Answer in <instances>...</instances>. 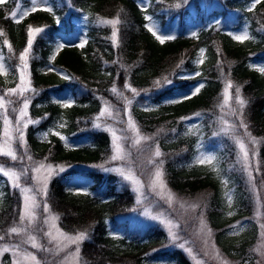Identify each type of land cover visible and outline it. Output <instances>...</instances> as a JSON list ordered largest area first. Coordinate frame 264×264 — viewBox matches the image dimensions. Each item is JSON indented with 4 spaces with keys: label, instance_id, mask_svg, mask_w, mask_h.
Instances as JSON below:
<instances>
[{
    "label": "trees",
    "instance_id": "trees-1",
    "mask_svg": "<svg viewBox=\"0 0 264 264\" xmlns=\"http://www.w3.org/2000/svg\"><path fill=\"white\" fill-rule=\"evenodd\" d=\"M21 1L25 6L32 2ZM140 1L50 0L51 11L39 8L20 19L11 15L19 0L0 5V31L4 33L0 35V53L5 57L18 60L27 46L29 27L44 29L36 35L28 57L30 84L35 89V94L30 92L28 110L36 123L26 128L27 153L36 161L88 168L54 176L47 191L60 227L68 233H87L81 244V264H152L148 260L152 249L157 256L176 258V264H192L182 251L165 248L168 238L159 228L139 230L119 222L134 210L135 196L128 188L117 190L115 175L106 176L99 168L110 162L111 137L96 124L106 103L124 107L125 100L110 91L113 86L129 99L135 96L127 90L129 86L137 89L139 98L150 96L153 104L149 108L132 105L141 128L152 132L163 126L172 134L183 118L195 112H220L223 90L231 82L246 102L243 113L248 128L261 138L256 181L264 182V0H224V8L235 11L237 20L221 28L191 26L193 19L185 0H146L144 5ZM116 19L120 23L114 35L108 21ZM151 23L164 31L177 26L184 29L161 43L148 30ZM189 26L194 28L192 33H186ZM236 31H244L247 38L236 39ZM80 33L83 40L74 41ZM5 40L12 45V52ZM50 67L62 73L44 71ZM164 77L172 83L164 85ZM156 80L164 86L157 88ZM201 84L191 99L168 103ZM5 85L0 74V89ZM68 100L73 101L72 106L63 107ZM161 132L157 134L162 137L160 144L168 139L163 128ZM190 146L181 141L171 148L182 151ZM167 175L169 185L181 193H210L206 206L210 223L216 229L223 226L225 217L219 211L222 192L212 172L169 163ZM78 178L92 183L90 189L67 187ZM19 213V193L7 185L0 196V233L7 232ZM120 224L124 232L113 234Z\"/></svg>",
    "mask_w": 264,
    "mask_h": 264
},
{
    "label": "rangeland",
    "instance_id": "rangeland-1",
    "mask_svg": "<svg viewBox=\"0 0 264 264\" xmlns=\"http://www.w3.org/2000/svg\"><path fill=\"white\" fill-rule=\"evenodd\" d=\"M224 0H185V7L189 8V12L192 15L191 26L197 27L199 25H211L215 24V28H221L230 26L237 20V14L235 11H228L224 8ZM259 0H254L257 3ZM143 5L146 0L140 1ZM50 0H33L30 5L25 6L21 0L13 12H16V18L20 19L25 17L28 13L32 12L31 9L34 7L49 8ZM178 5V3H177ZM25 13H27L25 15ZM118 24L113 25V34L118 29ZM191 26L188 27L186 33H192L193 29ZM150 27L156 31L157 35L161 36H172L184 29L183 26L171 27L166 29L167 31L160 30L155 24H150ZM235 37H244V31L233 32ZM83 34L80 33L74 41L81 42ZM117 36L113 37L116 40ZM63 43L67 40L62 39ZM0 63L4 64V70L6 75L2 74L5 79L4 89H0V96L4 97L5 100V112L4 109H0V143L5 139L4 137V116L7 115L9 119L13 121V127H15V121L18 118V113H15V117H12V109L20 106L18 97L16 95L9 94L10 89H16L20 84V61L12 60V58L5 57L0 53ZM29 65V63H28ZM49 69H54L50 73H62L55 67L44 68L45 72ZM25 80L30 81L29 67L25 70ZM31 87V84H30ZM223 90V97L220 99L219 108L220 112H195L186 118L180 124V127H175L172 134L167 133L163 126L155 129L152 132H146L139 124L137 117L135 116L134 110L132 109L133 104H137L140 107H150L153 104V99L150 96L139 98L138 95L133 94L129 87L127 90L131 95H135L131 100L132 104L129 106L124 104L114 105L106 103L101 112L104 115L99 114L96 124L99 127L109 132L111 137V155L114 154V144L121 143L125 150L126 159L123 161H110L104 167L109 168H120L124 171L125 175H134L142 182L141 185L134 184L122 178L120 173L115 171L102 172L107 175H115V184L117 190L123 188L130 189L135 196V208L125 217H120L119 222L123 224L128 222L129 225L139 227V230H145L147 228L157 227L163 231L167 236L168 241L165 248L170 252L174 250L182 251L192 264H264V182H257L256 176L257 171L255 167L258 165L260 171V158H259V147L261 144V138L253 135L248 128V124L244 117V123L247 125V131L251 133V136L255 138L256 143L253 144L249 137L245 135L244 128L239 126V119L236 116L230 114L233 109H239V105L236 103V98L239 96L244 99L240 89L238 87H232L228 89L231 94V99L228 105H224L225 90ZM24 96L30 97V92H25ZM147 95V94H145ZM129 99V98H128ZM14 101L15 103H9ZM223 105V107H222ZM107 107L108 112H112V116L109 117L108 112H105ZM129 110L131 113L132 120L139 128L140 135L148 139L141 140L139 145L133 146L131 139H121L120 141H114L112 132L116 131L117 136H121V129L125 127V124L118 123V121H126L127 115L125 110ZM28 116L25 119H30L29 110ZM244 112V107L242 109ZM199 113V115H197ZM215 114V117L209 118L208 115ZM235 125V135L243 138L246 147L249 151V159L252 161L253 169L252 174L255 177V190L253 189L252 183L248 178V171L242 164V152L238 147L234 138L232 126ZM162 128L166 132L168 139L164 140L160 144L161 138H157V134H162ZM210 133L207 135L208 130ZM227 129V131H226ZM26 140V128L23 130ZM15 133H13V136ZM134 139H139L138 136L133 132L124 134ZM181 141H188L191 146L182 152L173 153L175 145ZM165 142V143H164ZM14 149L17 152V160L12 161L10 157L0 156V164L6 168H12L18 173H22L25 169L28 170V176H40L42 179L46 178L47 183L41 184L34 179H25L22 175L20 180V188L30 187L32 192L28 195H36V200L39 207L36 209L37 220L35 223L28 227V232L37 236V242L42 244V250L31 248L29 244H21V252L14 254L13 249L9 247V251L0 250V264H14L18 259L21 260V264H34L24 253L35 254L42 264H80L81 262V242L78 244H70L63 237L59 236V232L68 234L69 236H75L78 233H67L61 229L59 225V215L56 211L49 206V212L43 211L45 196L42 192H38V189H44L48 191V186L51 179L56 175L66 174L69 171H87L88 168L85 166L71 165V164H54L45 160L36 161L32 158L31 161L25 159L27 156L24 150L16 143L13 144ZM27 147V143H26ZM159 148L162 156L156 158L154 152L156 148ZM28 152V148H27ZM253 153L255 154L253 156ZM211 155L215 157L211 162L205 161L203 164L199 163V158L202 156ZM23 157V160H21ZM110 160V158H109ZM153 160L156 163H162V170L164 173L163 179L166 184L164 191V198L158 194L161 190L157 187L155 190L150 186V172L155 170L153 164L149 161ZM5 163H2L4 162ZM12 162V163H10ZM40 163L45 164V168L40 173H34L32 168L38 166ZM173 165H186L189 168L194 166H200L202 170L210 171L215 174L218 180L219 187L222 192L223 204L219 207V211L225 217L222 222L223 226L219 229L213 227L210 223L209 208L207 209L208 198L210 193L184 194L174 189L169 185L168 175L166 173L168 164ZM47 165H52L56 170L49 172ZM63 168V171H59ZM227 181V183H225ZM90 182L84 178L73 179L68 183V188L72 190H87L91 187ZM10 186L11 190L19 193L20 196V213L22 205V193L19 188H14L10 180L0 173V196L4 194L6 186ZM139 189V191H134ZM171 193L173 199L171 203L168 202V193ZM142 193V195H141ZM188 195V196H186ZM229 199L231 203H229ZM184 204L182 208L180 205ZM198 205L195 209L191 205ZM56 216L55 224L56 228L52 229L53 235L58 238L61 242V247L57 248V240H53L49 243V237L45 236L39 231L40 227H43L45 231H48V225L43 224V220L48 219L51 223V217ZM204 222V231H200V221ZM118 222V223H119ZM116 227L113 230V234L118 235L124 232L123 226ZM179 225L175 227L174 225ZM20 221L13 223L8 226L10 229L12 226H19ZM24 225H28V221H24ZM233 226H236L235 228ZM170 233H175L177 239L173 240ZM0 235H4L5 239L0 241V246L4 245H16L20 243L22 239L26 238V234L17 236L15 234H8L3 232ZM206 241V243H205ZM183 244L184 247H180ZM77 248L79 251H77ZM191 249V251H189ZM259 249V251H257ZM219 255H216V252ZM149 262L152 264H176V258L166 255L157 256L155 249L150 251Z\"/></svg>",
    "mask_w": 264,
    "mask_h": 264
},
{
    "label": "snow or ice",
    "instance_id": "snow-or-ice-1",
    "mask_svg": "<svg viewBox=\"0 0 264 264\" xmlns=\"http://www.w3.org/2000/svg\"><path fill=\"white\" fill-rule=\"evenodd\" d=\"M7 2V0H0V5H4ZM33 3H36V0H33ZM38 10L37 7H34L31 9V11H36ZM43 11H51L50 8H43ZM251 10V9H249ZM27 13H25L26 15ZM12 17L16 16V12H12ZM148 19H151V17H148ZM19 22V21H17ZM59 22V21H57ZM108 23L116 25L120 23L119 19L116 20H110L108 21ZM150 32H152V34L156 37V39L160 40L161 43H163L166 39H173L174 37H165V36H161V35H157L156 31H154L151 27L148 29ZM44 31L43 28L37 27V28H31L29 27L28 29V39H27V46L25 47V49L19 54V61L21 62L19 65V70H20V84L19 87L16 89H10L9 90V94L11 95H16L18 97L20 106L17 108H13L12 112L13 113H18V118L15 121V127H13V121L11 119H9V117L7 115L4 116V141L2 143H0V156H4V157H10L12 161H16L17 160V152L13 147V144L16 143L20 146L21 149L24 150L25 155L27 156V159L29 161L32 160V156L29 155L27 153V147H26V140H25V136H24V129L27 128V126L29 124L32 123H36V121H32L31 119H25V117L28 116V108L29 105L31 103V99L28 96H24L23 94L25 92H31L32 94H35V89L30 87V81H26L25 80V70L28 68V57H29V52L33 47V43H34V39L36 37L37 34H40ZM4 33L2 31H0V35H3ZM115 35V33H114ZM236 39H246L247 37H235ZM5 44H7L8 46V51L12 52V45L5 40L4 41ZM80 47H83V44L79 45ZM58 47H64V45H59ZM181 63H183L181 61ZM121 67H124V65H121ZM177 67H179V65H177ZM54 69H49V71H53ZM0 74H4L6 75L7 73H5L4 70V64L0 63ZM65 79H70V77L65 76ZM183 78V77H182ZM164 85H170L172 83L171 80H169L167 77H164ZM161 84L160 80H156L155 81V86L157 88L164 86ZM203 87V85H199L196 88L193 89V91L183 97H178L175 100H171L168 101V103H179L181 100H187V99H191L192 95H194L195 93L199 92L200 88ZM232 88V83L229 82L227 85V89L225 90V99H224V105H228L229 101L231 99V94L228 91V89ZM129 90L133 93L138 95L139 93L137 92V89L135 88H131L129 86ZM110 91L113 94L119 95L120 97H122L127 105H131L132 104V100L128 99L127 97L124 96L123 92H118L117 88L115 86H113ZM149 90L146 89L145 92H148ZM9 103H15L14 101H9ZM73 101L72 100H68L66 102L63 103V107L67 108V107H71L72 106ZM236 103L239 105V109H233L230 114L233 116H236L239 119V126L244 128L245 130V135L247 137L250 138L251 142L253 144L256 143V140L254 137L251 136V133L247 131V125L244 123L243 120V107L245 106V100L240 98L239 96H237L236 98ZM223 107V105H222ZM0 109H4L5 112L7 111V109H5V100L3 96H0ZM105 112H108L107 107L104 110ZM126 111V115H127V120L126 121H118V123H123L125 124V127L123 129H121V136H117L116 131L112 132V136L114 138V141H120L121 139H131L133 146L139 145L141 143V140L144 139H148L146 137H143L140 135V131L139 128L137 127V125L135 124V122L132 120L131 117V113L129 110H125ZM101 116L104 115V112H101L100 114ZM109 117L112 116V112H108ZM197 115H199V113H197ZM63 125H61L62 127ZM97 127H99V125H97ZM233 129V134H234V138L236 140V143L238 145V147L240 148L241 152H242V164L244 166V168L248 171V178L250 180V182L252 183L253 189L255 190V177L252 174V169H253V164L252 161L249 159V151L246 147V144L243 140V138H240L238 136L235 135V125L232 126ZM227 131V129H226ZM128 132H133L135 133L136 136L139 137V139H134L132 137H128L124 134L128 133ZM13 133H15V135L13 136ZM61 139H64V137H60ZM126 154L125 150L123 148V145L121 143H115L114 144V154L110 157V161H123L126 159ZM154 155L156 158H159L162 156V153L160 152L159 148L157 147ZM255 154L253 153V156ZM215 157L211 156V155H207V156H202L201 158H199V163L203 164L205 161L207 162H211L212 160H214ZM21 160H23V157H21ZM150 164H153L155 167V170L150 172V186L153 188V190H155L157 187L160 188V192L158 193L161 198H164V189L166 188V184L164 182L163 176V170H162V161L159 163H156V161L150 160L149 161ZM46 166L44 163H40L38 166H34L32 168V171L34 173H40L42 169H44ZM101 167L103 168L104 171L106 172H110V171H115L120 173V175L122 176L123 179L130 181L134 184L137 185H141L142 186V182L141 180H139L138 178H135L134 175H125L124 171H122V169L120 168H109V167H104L103 165H101ZM47 168L49 170V172L55 171L56 169L52 166V165H47ZM63 168H60L59 171H63ZM255 170L258 172L259 171V167L258 165L255 167ZM0 173H2L5 177L8 178V180L11 181L12 186L14 188H19L22 195V205H21V215L19 216V221H20V225L19 226H12L10 229H8V234H15L17 236H21V234H26V238L22 239L20 241V243L16 244V245H4V246H0V250L2 251H9V247H11L13 249V253L14 254H19L21 252V248L20 245L21 244H29L31 246V248L33 249H37V250H42L43 246L42 244L37 242V236L31 234L30 232H28V227L32 226L35 221L37 220V212L36 209L39 207L37 200H36V195H28L29 193L32 192V188L30 187H23L20 188V180H21V176L23 175L25 177V179H34L36 180L38 183L41 184H45L47 183V179L44 178L42 179L40 176H34V177H29L28 176V170L25 169L22 173H18L17 171L13 170L12 168H6L5 166H3L2 164H0ZM225 183H227V181H225ZM38 192H42L43 195L47 196V192L44 191V189H38ZM134 191H139V189H134ZM142 195V193H141ZM173 197L171 195V193H168V202L171 203ZM229 203H231V200L229 199ZM182 208L184 207V204L180 205ZM198 205H191V207L193 209H195ZM43 211L45 213L49 212V206L47 204V200L45 199L44 201V207H43ZM27 220L28 221V225H24V221ZM56 220V216H52L51 217V223L49 222L48 219L43 220V224L48 225V231H45L43 227L39 228V231L42 232L45 236L49 237V243H52L53 240H57V248L61 247V242L58 240V238L56 236L53 235V231L52 229L56 228V224L54 223ZM175 227H179V225H174ZM234 228L236 226H233ZM205 228L204 222L201 219L200 221V231L203 232ZM171 237L173 240H176L178 237L175 233H170ZM59 236L63 237L64 240H67L70 244H78L79 242L83 241L84 239L87 238V233L86 232H79L77 235L75 236H69L66 233H63L62 231L59 232ZM5 239L4 235H0V241H3ZM206 243V241H205ZM180 247H184L183 244L180 245ZM262 247H264V245H262ZM77 251H79V249L77 248ZM189 251H191V249H189ZM257 251H259V249H257ZM24 256H27L32 262H34V264H42L41 260H39L37 258V256L35 254H29V253H24ZM216 255H219V252L217 250ZM14 264H21V260L18 259L17 261L14 262ZM226 264V262H225Z\"/></svg>",
    "mask_w": 264,
    "mask_h": 264
}]
</instances>
